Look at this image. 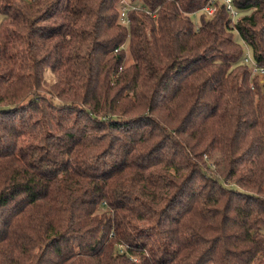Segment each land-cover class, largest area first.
<instances>
[{
    "label": "trees",
    "instance_id": "1",
    "mask_svg": "<svg viewBox=\"0 0 264 264\" xmlns=\"http://www.w3.org/2000/svg\"><path fill=\"white\" fill-rule=\"evenodd\" d=\"M127 1L0 0V264H264V0Z\"/></svg>",
    "mask_w": 264,
    "mask_h": 264
},
{
    "label": "built area",
    "instance_id": "2",
    "mask_svg": "<svg viewBox=\"0 0 264 264\" xmlns=\"http://www.w3.org/2000/svg\"><path fill=\"white\" fill-rule=\"evenodd\" d=\"M216 2H219L220 5H222L226 12H228L230 18L232 20H235V18L237 17V12L233 9L232 5H231V0H210L203 8V12H205V14L207 16H211L214 12H215V4ZM141 9V6L139 4H130L127 0H120L118 3V22L120 25L127 27L128 26V12L132 11V10H139ZM245 63H249L250 60L249 58H245L244 59ZM251 63V73L253 77L257 78V81L260 80L261 77L264 76V67H258L257 65H255L254 63ZM261 83V82H260Z\"/></svg>",
    "mask_w": 264,
    "mask_h": 264
},
{
    "label": "rangeland",
    "instance_id": "3",
    "mask_svg": "<svg viewBox=\"0 0 264 264\" xmlns=\"http://www.w3.org/2000/svg\"><path fill=\"white\" fill-rule=\"evenodd\" d=\"M119 1H120V0H119ZM138 4H139V3H138ZM117 8H118V7H117ZM201 17H205V18H206L205 14H204L203 12H195L194 14L190 15V20H191V22L193 23V25H194L195 27H198V26H199ZM234 39H235V41H236L238 44H240V45L242 46V50H243L242 61H243L244 58L249 57V60H250V62H251L252 59H253V58H252L251 51L248 50V48L245 47V46L242 44L241 40L239 39L238 35H237L235 32H234ZM126 62L128 63V61H125V64H126ZM250 62H249L248 64H250ZM45 80H47L49 83H51V82L53 81L52 74H51V72H50L49 70H46V71H45ZM259 82L264 83V76L260 78ZM213 159H216V155H213V156H212L211 161H212Z\"/></svg>",
    "mask_w": 264,
    "mask_h": 264
}]
</instances>
